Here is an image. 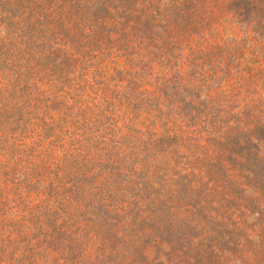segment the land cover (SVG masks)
Here are the masks:
<instances>
[{"label": "rangeland", "instance_id": "rangeland-1", "mask_svg": "<svg viewBox=\"0 0 264 264\" xmlns=\"http://www.w3.org/2000/svg\"><path fill=\"white\" fill-rule=\"evenodd\" d=\"M0 264H264V0H0Z\"/></svg>", "mask_w": 264, "mask_h": 264}]
</instances>
